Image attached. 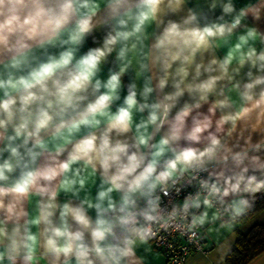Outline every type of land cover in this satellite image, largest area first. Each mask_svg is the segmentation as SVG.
Returning a JSON list of instances; mask_svg holds the SVG:
<instances>
[{
    "label": "clouds",
    "instance_id": "1",
    "mask_svg": "<svg viewBox=\"0 0 264 264\" xmlns=\"http://www.w3.org/2000/svg\"><path fill=\"white\" fill-rule=\"evenodd\" d=\"M261 197L264 0H0V264H144Z\"/></svg>",
    "mask_w": 264,
    "mask_h": 264
},
{
    "label": "crops",
    "instance_id": "2",
    "mask_svg": "<svg viewBox=\"0 0 264 264\" xmlns=\"http://www.w3.org/2000/svg\"><path fill=\"white\" fill-rule=\"evenodd\" d=\"M243 2V0H241ZM257 223H264V212H258L253 215L248 220H243L235 229V237H232L231 233L221 232L219 234L212 233L204 237V246L207 248V252L205 254L202 253H192L188 255L183 264H225V260L223 262L218 261L215 258V250L219 245L223 244L226 240L232 239V249L235 246V242L237 240V231H246L251 225ZM138 255L143 257L144 264H166L164 258L161 254L155 251L151 244L149 246H145L141 248L138 252ZM250 262V261H249ZM249 262L247 264H249Z\"/></svg>",
    "mask_w": 264,
    "mask_h": 264
},
{
    "label": "trees",
    "instance_id": "3",
    "mask_svg": "<svg viewBox=\"0 0 264 264\" xmlns=\"http://www.w3.org/2000/svg\"><path fill=\"white\" fill-rule=\"evenodd\" d=\"M256 212H264V197L257 203ZM264 252V223L251 225L246 231H237V240L232 252L225 259V264H247L258 253Z\"/></svg>",
    "mask_w": 264,
    "mask_h": 264
},
{
    "label": "built area",
    "instance_id": "4",
    "mask_svg": "<svg viewBox=\"0 0 264 264\" xmlns=\"http://www.w3.org/2000/svg\"><path fill=\"white\" fill-rule=\"evenodd\" d=\"M163 239L152 243V248L159 252L164 258L166 264H183L185 258L192 253L207 252L204 246V238L199 247L189 244L188 241L178 234L168 235L162 233Z\"/></svg>",
    "mask_w": 264,
    "mask_h": 264
}]
</instances>
